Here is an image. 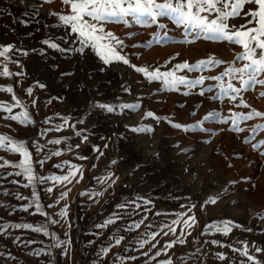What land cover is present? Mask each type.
<instances>
[{
  "label": "rangeland",
  "instance_id": "obj_1",
  "mask_svg": "<svg viewBox=\"0 0 264 264\" xmlns=\"http://www.w3.org/2000/svg\"><path fill=\"white\" fill-rule=\"evenodd\" d=\"M51 11L67 13L70 9L62 0H26L25 4L19 0H0V43H22L25 48L39 49L46 48L41 44L44 38H52L62 47L78 46L72 43L76 39L75 34L59 23L57 17L50 15ZM26 12L31 23L20 24L18 21L25 18ZM248 19L251 18L241 15L231 18V22L239 26ZM160 23L166 27L161 29L157 25H138L134 22L126 25L115 20L104 22L105 30L112 31L124 41L120 51L129 59V65L122 61L104 65L90 48L83 55H65L53 49H47L44 53H30L26 57L14 54L23 67L10 64V69L13 72L22 71L24 76L0 77V84H13L17 97L28 109L33 122L21 124L0 109V133L26 142L32 152L37 176L63 175L71 164L80 165L83 176L73 178L68 184L52 180L35 184L43 211L60 221L56 225H49L50 231L55 232L61 240L66 238L65 233L71 239L68 255L61 254L62 248L52 246L51 236L32 229L9 227L6 233H0V264H159L160 260L169 256L173 264H252L235 251L243 247L244 242H247L251 254L264 261V252L254 251L255 247L264 249V155H261L264 145L256 149L251 146L264 139V129H257L255 133L251 131L254 125L264 123V118L253 116L238 121L241 132L232 129L230 119L227 122L204 121V127L210 129L208 132L199 128L185 131L168 123V120L181 124L195 123L211 110L229 117V108L236 112H248L252 108L264 111V96L260 95L264 92V85L255 84L242 89L237 100L230 101L228 97L210 99L217 92V82L213 80H205L204 95L199 92L200 86L189 89L179 86L180 90L177 91L165 88L161 81L149 82L130 65L159 66L164 71L184 60L195 63L213 54L226 62L206 67L203 71L177 70V75L195 79L201 75H218L228 66V62H234L237 66L242 63L236 59V54L242 51L239 45L205 39L202 35L192 40L191 30L186 31L167 17L160 18ZM52 65L59 68L54 69ZM100 67H104L105 71L99 72ZM61 71L74 74L62 79L59 76ZM89 72L93 74L91 79L87 75ZM259 78H264V75ZM227 79L224 77L225 81ZM35 80L47 87L40 89L34 84ZM233 83L239 86L238 81L234 80ZM209 85H213L211 91H208ZM29 86L33 87L31 96L25 91ZM124 87L130 88V91L124 92ZM58 96L65 99L59 100L56 98ZM33 99L35 105L30 102ZM240 99H244L246 105H240ZM96 100L114 104L139 101L140 107L104 113L90 108V102ZM0 101L12 103L11 94L0 91ZM17 111L19 107L13 109V112ZM146 111H153L161 118L160 121L157 123L152 117H145ZM63 116H69V124L73 126L56 131V125ZM46 118L50 119L46 122ZM81 120L83 123H80ZM138 124H149L153 131L133 132L131 127H125ZM77 132L81 135L77 136ZM84 136L88 137L86 141L83 140ZM61 137L63 139L59 145L48 143ZM37 143L44 146L41 152L36 151ZM105 144L108 145L106 148ZM94 146L98 148L94 150ZM69 148L70 151L67 150ZM181 148L187 151L182 152ZM57 149H61L59 156H50L43 165L37 163L45 154ZM153 153L159 155L154 156ZM0 157L19 160L18 154L3 148H0ZM63 161L70 164L56 167ZM15 171L18 169L12 166L0 168V224H45L46 217L35 212L34 207L28 211L19 207L30 202L33 188L31 185L25 187L26 179L15 175ZM108 171L114 173L116 183L111 185L109 180L108 184L101 185L98 178ZM244 177L247 179H242ZM229 180L237 183L222 191ZM49 187L52 188L51 193L47 191ZM65 190L68 195L60 199L59 204L53 203ZM101 191L103 195H93V192ZM17 193L20 195L17 196ZM217 194L220 198L214 204H204L209 196ZM140 196L152 201L150 205H141V208L147 209L146 212L131 204L125 209L116 208L118 203L124 201L140 203L137 199ZM65 203L68 204L67 221L71 227H66L65 219L58 215ZM49 204L53 205L52 208L47 207ZM189 209L197 221L191 228L180 223L174 225L177 231L173 233L168 227H160L161 224L171 225L178 212L190 214ZM113 214L120 219L106 227H95ZM224 220H230L240 227L232 226V231L227 235L211 230L205 232V225ZM133 221H143V224L139 229L130 228ZM146 231H155L157 236L144 248H139L136 241L147 238ZM119 235L125 238L116 245L112 237ZM16 237H19L18 241ZM179 239H184L186 243L180 244ZM213 239L219 243L212 244ZM29 240L33 243H27ZM166 241L177 242L155 257V252L165 247ZM109 243H112L109 253L97 259L99 249ZM152 243H156V248L148 256L142 255ZM41 248L50 251L39 256L32 254ZM219 252L225 253V260L217 257L216 253ZM8 253H11L10 257ZM149 256L153 259H149ZM124 257L136 259L125 260Z\"/></svg>",
  "mask_w": 264,
  "mask_h": 264
},
{
  "label": "snow or ice",
  "instance_id": "obj_2",
  "mask_svg": "<svg viewBox=\"0 0 264 264\" xmlns=\"http://www.w3.org/2000/svg\"><path fill=\"white\" fill-rule=\"evenodd\" d=\"M21 4H25L26 0H19ZM62 3L70 9L67 13L65 12H56L51 11L49 14L58 18L59 23H62L66 28L70 30L72 34H75L76 39L72 41L73 44L78 46L76 47H62L60 43L56 42L52 38H44L41 41V44L45 47L37 48H25L23 44L17 45L15 43H0V77H12L19 76L23 77L24 73L22 71L13 72L10 69V64L20 65L23 67L20 59H15L14 54H19L22 57L29 56L30 53H44L47 49H53L58 52L64 53L65 55L69 53H78L83 55L87 49L93 50L99 59L103 62L104 65H110L114 61H122L123 64L129 65L130 61L126 58L125 55L121 54L120 48L124 46V41L117 37L112 31L105 30L104 22L115 20L123 22L124 24H130L134 22L138 25H157L159 28L163 29L166 27L163 23H160V18L167 17L173 21L177 26H183V28L188 31L191 30L192 40L198 39L201 35L205 39L215 40V41H227L241 46L242 51L236 54V59L241 61L240 66H237L234 62H228V66L223 69L218 75L215 76H198L195 79L189 78L185 75H177V70L187 69L189 72L193 70L203 71L206 67H215L216 65L224 64L225 61L217 59L215 55H209L204 59L197 60L195 63H189L187 60L182 61L174 65V68L162 71L159 66L149 67V66H137L131 64L130 66L135 69L136 72L142 73L144 77L149 81H161L165 88L179 91V86H184L185 89L196 88L200 86L199 92L201 95H204L205 88L203 87L206 79L216 81L215 88L217 92L213 94L210 99H224L228 97L230 101H236L240 96L242 89H247L248 87L259 84L264 85V78H259L264 75V0H62ZM247 5H252L253 7L249 8ZM38 15V12L35 13ZM250 17L251 19L246 20L245 24L237 26L231 22V18H236L239 16ZM29 13H25L23 19H20L18 22L23 25H28L31 23V20L28 18ZM28 35H31L28 33ZM131 36L132 33H127ZM67 38V36H66ZM187 39V37H186ZM151 43V41H149ZM177 55H179L177 53ZM167 63V61L165 62ZM54 69H58V65L51 66ZM105 68L100 67L99 72H104ZM73 72H59V76L63 79L66 77H71ZM89 79L92 78V73L88 74ZM224 77H227V81L224 80ZM238 81L239 86L233 83V81ZM19 83V81H16ZM34 84L37 85L40 89H45L46 84L41 83L39 80H35ZM213 85L208 86V91H211ZM0 91L11 94L12 103L6 101H0V109L9 114V118L15 121H18L21 124L32 123V117L25 107L23 102L17 97L13 84H0ZM29 96L33 93V87L29 86L25 89ZM124 92H129L130 88L124 87ZM187 94V92H185ZM261 96H264V92L260 93ZM59 100L65 99L62 96L56 97ZM35 105L36 101L33 99L30 101ZM240 105H246L244 99L239 100ZM19 107V111L13 112L14 108ZM140 107L139 101L135 103H108L101 102L99 100L90 102V108L99 109L104 113H114L118 109L123 112L125 109H138ZM231 113V116H223L220 112L216 110H211L207 112L201 120L196 121L191 124H181L173 123V121L168 120L167 117H164L165 120H168V123L173 124L175 128L183 129L185 131L194 130L199 128L203 132H208L210 129L204 127V121L209 120H219L227 122L231 120V127L236 132H241L242 129L238 125V121L248 120L255 117L264 118V111H258L255 108H252L248 112H236L231 108L228 109ZM56 115H59L57 113ZM145 117H152L157 123L160 121V117L156 116L153 111H146L144 113ZM50 118H46L47 120ZM70 117L63 116L61 117V122L56 125V131H59L63 127H72L73 125L69 124ZM83 123V120L80 121ZM125 127H131L133 132H152V126L149 124H138V125H125ZM257 129H264V123H258L253 126L252 132L255 133ZM44 133H41L43 135ZM77 136H80L81 133L77 132ZM121 135H123L121 133ZM61 138L49 140L48 143L59 145L61 144ZM88 137L84 136L83 140H87ZM103 139V138H102ZM248 137H245V142H247ZM206 142V141H205ZM261 145H264V139L259 140L257 143L252 144V148H259ZM108 145L105 144L106 148ZM43 145L39 143L36 144V151L41 152ZM77 148L80 147L79 144L76 145ZM0 148L7 150L8 152L18 154V161H11L9 159L0 157V160L3 162L0 163V168L6 169L8 166H12L15 171V175L23 176L27 183L25 187L32 186L33 190L31 192L30 202L21 204L19 207L28 211L29 209H35V212L42 213L46 217V223L43 225L34 226L31 223H15L10 224L9 222H4L0 224V233H6V230L9 227L15 229H32L35 232L43 233L45 236H51L53 241L54 248H62V255L67 256L70 251L71 239L67 238V233H65V239L61 240L55 232L50 231L49 225H56L60 221L51 217L49 213L43 211V206L39 199L38 193L35 190V184L37 182H44L46 180H52L56 183H71L72 179L79 176L82 178L83 170L80 165L71 164L67 172L63 175H53L50 174L47 177L37 176L34 167L32 152L26 146L24 140L16 139L7 134L0 133ZM98 146H94L96 150ZM67 150H71L70 148ZM182 152H186V148L180 149ZM61 154V149H57L54 152L45 154L42 159L37 161L40 165H43L44 160L50 158V156H59ZM154 156H158V153H153ZM261 155H264V152H261ZM86 159V157H81ZM113 164L116 163L115 160L112 161ZM69 161H63L61 164L56 165V167H63L64 165H69ZM95 167V165H93ZM137 168L140 167L139 164L136 165ZM114 173L108 171L104 176L98 178V183L105 185L111 180V185L116 183V180L113 178ZM242 179H247L244 177ZM237 181L229 180L225 185V188L222 191L228 190V187L236 184ZM110 185V186H111ZM49 193L52 192V188H47ZM104 193L93 192L94 196H101ZM20 194L17 193V196ZM68 195V191L65 190L60 193V196L53 203L59 204L60 199H63ZM83 195V193H81ZM220 198L219 194L209 196L204 204L215 203ZM23 199V197H21ZM140 203H137L135 200L124 201L118 203L116 208L125 209L128 208L131 204L135 208H141L142 204L150 205L152 204L151 199L140 196L137 198ZM52 204H49L47 207L52 208ZM204 205L202 204L201 207ZM195 205L192 206L194 208ZM142 211L146 212L147 209L141 208ZM188 215H185L184 212L176 213V219L171 222V225L161 224L160 227H168L169 230L173 233L177 231L174 225L182 223L187 228H191L197 223L195 214L192 213V210L189 209ZM58 215L65 219V226L71 227L70 223L67 221L68 216V204L65 203L63 207L60 208ZM159 215V213H157ZM183 220L181 221V218ZM120 219L119 216L113 214L107 218L103 224L95 225L96 228L106 227L107 225L114 223L115 220ZM143 224V221L135 222L133 221L130 225V228L139 229ZM232 226L240 227V225H235L230 220H224L221 222H212L210 225H205V232L211 230L213 232L223 233L227 235L232 231ZM183 231V230H182ZM251 231V229H249ZM98 234V233H97ZM167 235V233H165ZM145 236L147 238H140L136 241L139 248H144L146 244H149L150 241L154 240L157 236L155 231H146ZM123 235L113 236L112 241L119 245L121 241L124 240ZM16 240H19V237H16ZM16 242V241H13ZM23 243V241H21ZM177 241H166L165 247H161L155 252V257H159L161 252H166L169 248ZM180 244H185L184 239H179ZM27 243L31 244L33 241L29 240ZM89 243H92L89 241ZM158 243V241H157ZM212 244H218L219 241L213 239ZM112 247V243H109L107 246L101 247L99 249V254L97 259L101 256L107 255ZM153 248H156V243H152L148 251L143 252L142 255L148 256V253L151 252ZM45 251H50L49 249L41 248L39 250L33 251V255L39 256ZM238 251L241 256L246 257L247 261H251L252 264H264V261H261L256 255H253L249 252V247L247 242H244L243 247L235 249ZM254 251L256 253L264 252V249L260 247H255ZM9 257L11 253L7 254ZM217 257L223 261L226 259V255L223 252L216 253ZM125 260H135L136 257H124ZM149 259L153 257L149 256ZM159 264H173L172 258L169 256L166 259L160 260ZM231 264V262H230ZM246 264V262H242Z\"/></svg>",
  "mask_w": 264,
  "mask_h": 264
}]
</instances>
